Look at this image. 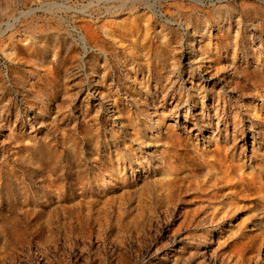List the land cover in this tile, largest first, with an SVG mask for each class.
<instances>
[{
    "label": "rangeland",
    "instance_id": "374dc122",
    "mask_svg": "<svg viewBox=\"0 0 264 264\" xmlns=\"http://www.w3.org/2000/svg\"><path fill=\"white\" fill-rule=\"evenodd\" d=\"M263 118L264 0H0V264H264Z\"/></svg>",
    "mask_w": 264,
    "mask_h": 264
},
{
    "label": "bare ground",
    "instance_id": "6f19581e",
    "mask_svg": "<svg viewBox=\"0 0 264 264\" xmlns=\"http://www.w3.org/2000/svg\"><path fill=\"white\" fill-rule=\"evenodd\" d=\"M109 1V0H108ZM155 14L157 15L158 13L157 12H155ZM236 122V121H235ZM252 124H254V122H252ZM237 125V123H235V125L234 126H236ZM238 126L240 127L241 126V122H239L238 123ZM249 131H254V129L252 128V127H250L249 128ZM262 135H263V141H264V118H263V121H262ZM235 141V140H234ZM253 150H254V148H253ZM255 170H258L259 172L261 171V174H262V166H260V165H258L256 168H255Z\"/></svg>",
    "mask_w": 264,
    "mask_h": 264
}]
</instances>
